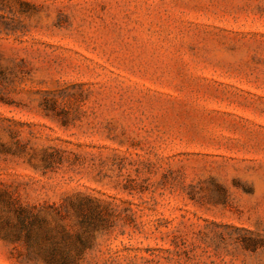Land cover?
I'll use <instances>...</instances> for the list:
<instances>
[{
    "label": "rangeland",
    "instance_id": "374dc122",
    "mask_svg": "<svg viewBox=\"0 0 264 264\" xmlns=\"http://www.w3.org/2000/svg\"><path fill=\"white\" fill-rule=\"evenodd\" d=\"M0 264H264V0H0Z\"/></svg>",
    "mask_w": 264,
    "mask_h": 264
},
{
    "label": "trees",
    "instance_id": "16d2710c",
    "mask_svg": "<svg viewBox=\"0 0 264 264\" xmlns=\"http://www.w3.org/2000/svg\"><path fill=\"white\" fill-rule=\"evenodd\" d=\"M18 214V221L21 225H32L34 222H36V215H31L27 211L21 209V207H18L17 209Z\"/></svg>",
    "mask_w": 264,
    "mask_h": 264
}]
</instances>
